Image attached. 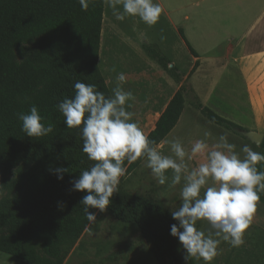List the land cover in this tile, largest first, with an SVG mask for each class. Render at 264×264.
Masks as SVG:
<instances>
[{
	"label": "trees",
	"instance_id": "16d2710c",
	"mask_svg": "<svg viewBox=\"0 0 264 264\" xmlns=\"http://www.w3.org/2000/svg\"><path fill=\"white\" fill-rule=\"evenodd\" d=\"M104 9L103 0H95L87 11L77 0H0V252L23 264H63L65 248L89 225L80 204L86 193L72 189L94 162L82 151L79 129L66 128L56 105L74 96L78 80L95 84L106 97L112 94L98 64ZM144 51L180 81L157 46H144ZM186 101L214 125L235 134L241 130L204 106L189 84L181 85L147 135L156 142L153 146L174 129ZM33 105L45 124L55 125L48 136L30 138L21 130L17 114ZM258 152L264 154V131ZM142 162L125 161L127 173L106 211L138 229L157 264H186L178 239L170 235L177 222L163 202L122 187ZM59 167L68 169L63 179H57ZM257 169L264 171V162ZM259 195L264 204V192Z\"/></svg>",
	"mask_w": 264,
	"mask_h": 264
},
{
	"label": "clouds",
	"instance_id": "9594fccd",
	"mask_svg": "<svg viewBox=\"0 0 264 264\" xmlns=\"http://www.w3.org/2000/svg\"><path fill=\"white\" fill-rule=\"evenodd\" d=\"M82 11H87L95 0H77ZM118 21L138 17L143 23L155 25L162 13L160 4L153 0H103ZM165 37L161 36V40ZM115 71V69H113ZM112 94L105 96L95 84L74 83V96L65 97L57 105L69 129H79L82 151L94 162L73 181V191L85 192L80 204L90 224L96 214L106 210L110 198L118 193L120 178L127 173L125 161L143 158L145 167L158 185H181L179 207L172 209L170 235L177 238L186 255L185 261L203 260L205 264L217 256L221 242L233 248L244 245V235L252 223L260 193L264 192V171L257 164L264 162V154L244 145L243 158L220 135L211 147L205 139H198L187 151L179 138L166 140L172 155H164L159 145L144 134L129 111L136 101L132 91L122 87L126 82L123 72L117 73ZM21 130L30 138L48 136L55 125L44 123V117L33 105L27 113L17 114ZM210 133L206 132L205 137ZM199 157L200 162L190 167L189 162ZM171 172L169 182L168 172ZM57 179H63L66 168H56ZM183 181V183H182ZM198 222L208 225L207 231L197 228ZM182 230V231H181Z\"/></svg>",
	"mask_w": 264,
	"mask_h": 264
},
{
	"label": "rangeland",
	"instance_id": "374dc122",
	"mask_svg": "<svg viewBox=\"0 0 264 264\" xmlns=\"http://www.w3.org/2000/svg\"><path fill=\"white\" fill-rule=\"evenodd\" d=\"M161 36L165 39L161 40ZM147 45H155L166 54L168 69L173 67L180 79L178 83L167 70L146 54L144 46ZM98 64L110 91L116 85V74L125 73L126 82L122 87L126 91H132L136 97L133 107L128 110L134 113L133 120L140 125L145 135L154 128L159 115L178 88L188 84L192 74L186 80L191 71L190 58L161 16L153 26L143 23L138 17L129 16L124 21H118L106 5ZM209 76L213 86V98L209 103L219 106L218 111L214 112L242 131L259 133L260 129L254 123L247 101L244 81L234 64L224 67L222 71L215 67L208 73L207 77ZM197 92L202 103L206 104L202 91L198 89ZM206 106L211 109L207 104ZM206 132L210 133L208 137H205ZM220 135L227 136L228 142L236 146L234 150L241 158L246 155L241 151L244 145L258 152L256 145L238 134L214 125L187 101L180 121L159 144L158 150L164 155H172L170 145L163 142L174 138H179L189 152L198 139H205L211 147ZM199 162L200 158L197 157L189 165L195 167ZM167 175L170 182L171 172ZM122 187L132 193L161 200L170 212L180 204L181 185L169 187L168 182L158 185L144 162L124 178ZM197 228L207 231L208 225L198 222ZM244 240V245L238 248L221 242L218 254L210 264H264V204L260 201L257 202L256 212L245 232ZM65 253L63 264H157L138 229L116 221L106 210L96 212L95 224L89 223L80 239L65 248ZM179 253L185 261L186 253L181 245ZM185 263L205 264L202 259H192Z\"/></svg>",
	"mask_w": 264,
	"mask_h": 264
},
{
	"label": "crops",
	"instance_id": "0c3cea01",
	"mask_svg": "<svg viewBox=\"0 0 264 264\" xmlns=\"http://www.w3.org/2000/svg\"><path fill=\"white\" fill-rule=\"evenodd\" d=\"M153 2L160 4L161 17L167 28L177 38L179 45L185 48L190 58L191 69L196 64L188 84L199 100L198 89L202 91L201 94L208 101L205 103L211 110L218 111V105L209 103L213 98V86L210 76L207 75L215 67L222 71L224 67L234 64L244 81L254 123L260 129L259 133H263L264 0H153ZM179 32L182 33V37ZM187 46L194 51L195 56L190 54ZM180 119L181 116L179 121ZM0 264L23 263L0 252Z\"/></svg>",
	"mask_w": 264,
	"mask_h": 264
},
{
	"label": "water",
	"instance_id": "95a60500",
	"mask_svg": "<svg viewBox=\"0 0 264 264\" xmlns=\"http://www.w3.org/2000/svg\"><path fill=\"white\" fill-rule=\"evenodd\" d=\"M238 134L256 146H259L263 139V133H254L240 130L238 131Z\"/></svg>",
	"mask_w": 264,
	"mask_h": 264
}]
</instances>
